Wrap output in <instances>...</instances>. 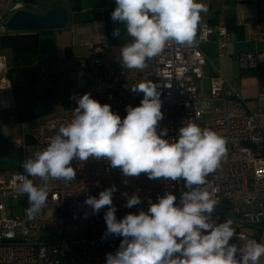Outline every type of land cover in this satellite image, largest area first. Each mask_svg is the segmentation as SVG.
Segmentation results:
<instances>
[{"label": "built area", "instance_id": "2783aa9c", "mask_svg": "<svg viewBox=\"0 0 264 264\" xmlns=\"http://www.w3.org/2000/svg\"><path fill=\"white\" fill-rule=\"evenodd\" d=\"M116 4L115 0H111ZM24 2L8 6L6 13L24 9ZM264 9V4L261 6ZM0 22V33H7ZM262 31L251 33L252 41H260ZM215 43L220 56L227 53L229 31L225 26L204 24L196 42L178 45L171 42L156 57L147 62L143 70L124 68L121 62L109 57V44L105 35L86 40L93 53L94 82L87 93L101 104H110L113 112L123 119L126 107L138 106L143 93L131 88L141 81L152 80L161 92L163 119L157 131L166 129L164 138L178 137L179 128L189 120L201 128L215 130L227 139V155L220 167L207 180V189L219 201L213 216L217 222L233 220L236 235L230 243L242 247L248 240L264 242V90L259 92L260 107L251 110L236 88L213 66L201 46ZM234 60L245 69L264 66V53L236 55ZM45 73V71H42ZM6 60L0 57V89L6 82ZM69 109L55 112L40 120L33 128L34 141L8 136L6 141L23 152V160L43 150L74 115L76 99ZM12 109L8 98L0 97V117ZM29 124H22L23 130ZM75 180H50L47 206L34 219H29L28 197L19 191L25 173L22 165L16 170L0 172V264H106V254L114 253L122 237L106 236L104 219L107 207L95 213L85 203L89 196L115 186L113 204L117 219L129 213L147 211L150 203L171 192L179 204L183 179H149L142 173L138 177L124 176L120 168L113 169L104 159L90 158L87 162L73 160ZM39 184V178H32ZM126 194V195H125ZM138 195L141 203L125 207L127 199ZM216 220V219H214ZM247 228L249 232L240 230ZM246 237L241 241L238 236ZM239 258V254L237 256ZM264 264V257L261 258Z\"/></svg>", "mask_w": 264, "mask_h": 264}, {"label": "clouds", "instance_id": "9594fccd", "mask_svg": "<svg viewBox=\"0 0 264 264\" xmlns=\"http://www.w3.org/2000/svg\"><path fill=\"white\" fill-rule=\"evenodd\" d=\"M206 11L199 0H116L111 19L124 25L131 38L119 51L123 67L143 70L171 42L194 44ZM120 34L121 28L113 30L114 37ZM131 91L143 93V98L138 106L126 107L123 119L90 93L79 96L71 121L59 127L43 150L23 162L27 175L19 191L28 197V218L34 219L47 206L50 180H75L73 160L104 159L124 176L144 173L149 179H183L187 189L179 204L168 192L150 203L147 211L119 220L113 204L115 186L101 191L99 198L89 196L85 203L95 213L108 206L105 235L123 238L114 253L106 254V264H261L264 242L248 240L238 247L230 243L236 235L233 220L213 218L219 201L207 189L206 178L226 157L227 139L191 120L179 128L177 138L166 139V129L157 131L164 116L158 85L141 81ZM140 203L134 194L125 207Z\"/></svg>", "mask_w": 264, "mask_h": 264}, {"label": "crops", "instance_id": "0c3cea01", "mask_svg": "<svg viewBox=\"0 0 264 264\" xmlns=\"http://www.w3.org/2000/svg\"><path fill=\"white\" fill-rule=\"evenodd\" d=\"M18 1L24 4L29 1L28 8L24 6L23 10L40 14H45L57 5H65L69 10L70 21L68 27L61 32L0 33V57L5 58L7 68V78L0 89V97L8 98L12 102V109L3 112L0 117V143L3 150L6 138L15 137L12 124L18 122L10 78L16 84L34 87L40 93L43 86L45 90H49L56 83L58 86L70 85L73 100L89 90L87 83L91 78L94 53L84 42L105 35L111 61L120 62V48L131 39L126 36L124 25L111 19V13L116 7L111 0H96L99 3L95 1L93 5H90L91 0H59L57 3H43L41 6H38V0L33 2L0 0V22L5 23L8 20L12 14L6 13L8 6ZM199 2L206 6L207 11L201 14L198 32L204 24L222 25L229 31V43L224 56L219 55L215 43L203 44L201 46L203 53L227 83L236 88L246 106L251 110H257L260 107L258 94L264 90V66L258 69H245L234 60V57L247 53H264V37L256 42L250 39L251 33L256 30L262 31L264 35V9L261 8L264 0H199ZM117 27L121 28V34L114 37L113 30ZM61 110L63 109H55L56 112ZM40 120L31 123L18 122L21 125L22 136L16 138L24 135L26 143L31 144L34 141L33 129V136L27 139L25 130L29 127L23 130L22 124L30 126L39 123Z\"/></svg>", "mask_w": 264, "mask_h": 264}, {"label": "rangeland", "instance_id": "374dc122", "mask_svg": "<svg viewBox=\"0 0 264 264\" xmlns=\"http://www.w3.org/2000/svg\"><path fill=\"white\" fill-rule=\"evenodd\" d=\"M59 0H38V6H41L43 3H57ZM96 0H91L90 5H93ZM98 2V1H96ZM29 1H26V9L28 8ZM99 3V2H98ZM25 9V8H24ZM90 80L89 83H87V88L89 89L91 87V83L94 82L93 75L90 73ZM59 84L56 83L52 88L49 90H45V87H41V95L54 106L55 109H69L71 106L72 101V91L71 86L63 84L62 86H58ZM38 122L36 124H31L27 130H25V137L27 139L29 136H33L32 129L35 126H38ZM18 125V130H17ZM14 133L13 135L15 137L22 136L21 133V125H19L18 122H13L12 124ZM18 133V136H16ZM28 141V140H27ZM22 163V150L19 148H12L8 151L3 150V145L0 143V172H6L12 169H17L21 166ZM214 219H218V215L213 216ZM240 230H244L246 232H249V229L247 228H239Z\"/></svg>", "mask_w": 264, "mask_h": 264}, {"label": "water", "instance_id": "95a60500", "mask_svg": "<svg viewBox=\"0 0 264 264\" xmlns=\"http://www.w3.org/2000/svg\"><path fill=\"white\" fill-rule=\"evenodd\" d=\"M69 21L67 6L57 5L45 14L25 10L15 11L4 24L11 33L61 32L68 27Z\"/></svg>", "mask_w": 264, "mask_h": 264}, {"label": "trees", "instance_id": "16d2710c", "mask_svg": "<svg viewBox=\"0 0 264 264\" xmlns=\"http://www.w3.org/2000/svg\"><path fill=\"white\" fill-rule=\"evenodd\" d=\"M10 85L19 123H31L56 112L54 106L36 88L16 84L12 78H10ZM10 149L12 146L7 141L4 142V151Z\"/></svg>", "mask_w": 264, "mask_h": 264}]
</instances>
